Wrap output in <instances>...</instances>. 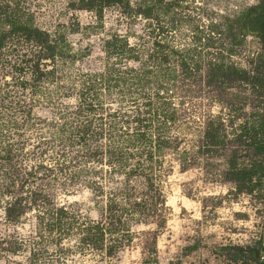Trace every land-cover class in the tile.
Returning a JSON list of instances; mask_svg holds the SVG:
<instances>
[{
  "label": "rangeland",
  "instance_id": "obj_1",
  "mask_svg": "<svg viewBox=\"0 0 264 264\" xmlns=\"http://www.w3.org/2000/svg\"><path fill=\"white\" fill-rule=\"evenodd\" d=\"M259 2L130 0L100 18L74 0H0V264H253L234 249L261 241L264 188L228 177L261 161L264 50L249 35L231 52L224 18ZM222 62L248 80H212ZM135 200L147 210L131 245L120 228L112 255L80 245L87 223H111V201ZM57 208L71 225L50 229Z\"/></svg>",
  "mask_w": 264,
  "mask_h": 264
},
{
  "label": "trees",
  "instance_id": "obj_2",
  "mask_svg": "<svg viewBox=\"0 0 264 264\" xmlns=\"http://www.w3.org/2000/svg\"><path fill=\"white\" fill-rule=\"evenodd\" d=\"M75 5H78L79 9L88 10L95 12L98 17H102L105 9L112 8L115 6H120L126 10H131L130 0H74ZM75 5H73L75 7ZM143 14V13H142ZM152 10L148 9L144 12V16L150 18ZM224 23L226 26V32L224 33L228 39L232 42L233 46L230 49L234 52V47L242 45L246 36H255L259 39L261 46L264 50V0L252 7L245 8L240 13L234 17L224 18ZM11 33L23 32L30 39H38L45 49H52L50 45V36L48 33L35 29L33 26L26 24L12 23ZM8 37L7 33H0V51L5 46V41ZM211 79L217 81L223 80H240L247 81V72L237 69L235 67H226L224 63L215 65L212 69ZM259 133H256L259 137V143L256 142V152L257 155L262 156L261 161L256 163L251 169L238 170L235 167L232 168L229 175V180L235 183L240 192L252 193L257 188H264V121L261 123L259 128ZM207 139L211 146H219L221 144L219 137V128H210L207 133ZM151 155V153H150ZM109 162H116V168H121L123 165V158L120 157L118 151L110 150L108 155ZM112 164V163H111ZM132 172L134 170L132 169ZM255 181V183H254ZM252 185L251 188H246L245 185ZM159 200L161 201L162 207L166 206V201L162 195H160ZM153 210H157L155 206L151 207ZM145 210L142 203L138 201H131L129 205L119 204L115 201H111L109 204V211L111 212V223L107 226L103 223H97L90 221L87 223L84 229H81L82 235L79 238V243L82 246H90L95 250H104L107 248V253L112 255L117 245L110 244L106 246L107 240H109L108 232L112 233L120 228L124 231L122 235L123 245H131L134 240V234L132 233V219L135 217H140L145 215ZM21 211V206L19 202H15L11 205L8 210L9 217H17ZM69 212L65 208H57L53 212L51 219L52 228H64L66 224L71 225L68 220ZM140 220V219H139ZM139 222V221H137ZM61 248H65L61 245ZM262 242H257L253 247H237L234 249V262H243L246 260L244 258L249 257L250 262L253 264H262Z\"/></svg>",
  "mask_w": 264,
  "mask_h": 264
},
{
  "label": "crops",
  "instance_id": "obj_3",
  "mask_svg": "<svg viewBox=\"0 0 264 264\" xmlns=\"http://www.w3.org/2000/svg\"><path fill=\"white\" fill-rule=\"evenodd\" d=\"M261 242H262V246H263V251H262V264H264V224H263V234H262V238H261Z\"/></svg>",
  "mask_w": 264,
  "mask_h": 264
},
{
  "label": "built area",
  "instance_id": "obj_4",
  "mask_svg": "<svg viewBox=\"0 0 264 264\" xmlns=\"http://www.w3.org/2000/svg\"><path fill=\"white\" fill-rule=\"evenodd\" d=\"M262 260H263V257H262Z\"/></svg>",
  "mask_w": 264,
  "mask_h": 264
}]
</instances>
